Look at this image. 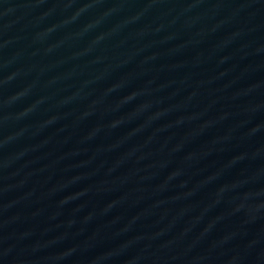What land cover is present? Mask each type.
<instances>
[{"label": "water", "instance_id": "obj_1", "mask_svg": "<svg viewBox=\"0 0 264 264\" xmlns=\"http://www.w3.org/2000/svg\"><path fill=\"white\" fill-rule=\"evenodd\" d=\"M0 264H264V0H0Z\"/></svg>", "mask_w": 264, "mask_h": 264}]
</instances>
